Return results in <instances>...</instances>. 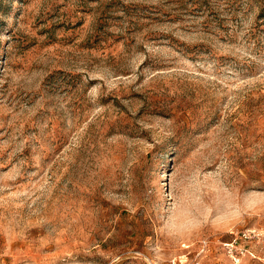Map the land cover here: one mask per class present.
Returning <instances> with one entry per match:
<instances>
[{
  "label": "rangeland",
  "instance_id": "374dc122",
  "mask_svg": "<svg viewBox=\"0 0 264 264\" xmlns=\"http://www.w3.org/2000/svg\"><path fill=\"white\" fill-rule=\"evenodd\" d=\"M0 264H264V0H0Z\"/></svg>",
  "mask_w": 264,
  "mask_h": 264
}]
</instances>
